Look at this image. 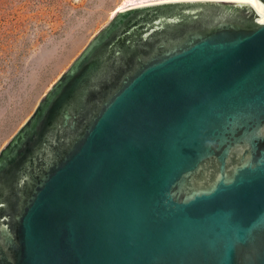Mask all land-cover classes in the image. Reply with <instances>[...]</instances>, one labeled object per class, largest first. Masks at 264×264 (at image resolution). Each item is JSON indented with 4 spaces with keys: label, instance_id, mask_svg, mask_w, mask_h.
<instances>
[{
    "label": "water",
    "instance_id": "1",
    "mask_svg": "<svg viewBox=\"0 0 264 264\" xmlns=\"http://www.w3.org/2000/svg\"><path fill=\"white\" fill-rule=\"evenodd\" d=\"M262 21L117 11L0 152V264H264Z\"/></svg>",
    "mask_w": 264,
    "mask_h": 264
},
{
    "label": "rangeland",
    "instance_id": "2",
    "mask_svg": "<svg viewBox=\"0 0 264 264\" xmlns=\"http://www.w3.org/2000/svg\"><path fill=\"white\" fill-rule=\"evenodd\" d=\"M140 1L0 0V152L93 36Z\"/></svg>",
    "mask_w": 264,
    "mask_h": 264
},
{
    "label": "bare ground",
    "instance_id": "3",
    "mask_svg": "<svg viewBox=\"0 0 264 264\" xmlns=\"http://www.w3.org/2000/svg\"><path fill=\"white\" fill-rule=\"evenodd\" d=\"M129 1V0H128ZM146 1H150V0H141L140 2H141V4H144V2H146ZM158 1V0H157ZM249 1H251V0H249ZM154 2V1H153Z\"/></svg>",
    "mask_w": 264,
    "mask_h": 264
},
{
    "label": "snow or ice",
    "instance_id": "4",
    "mask_svg": "<svg viewBox=\"0 0 264 264\" xmlns=\"http://www.w3.org/2000/svg\"><path fill=\"white\" fill-rule=\"evenodd\" d=\"M262 23H264V21H262Z\"/></svg>",
    "mask_w": 264,
    "mask_h": 264
}]
</instances>
